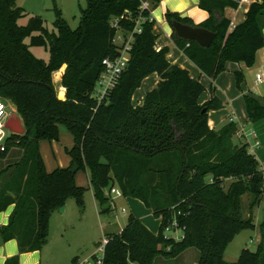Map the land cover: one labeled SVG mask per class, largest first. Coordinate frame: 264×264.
<instances>
[{
	"label": "trees",
	"instance_id": "16d2710c",
	"mask_svg": "<svg viewBox=\"0 0 264 264\" xmlns=\"http://www.w3.org/2000/svg\"><path fill=\"white\" fill-rule=\"evenodd\" d=\"M142 1L149 6L141 7ZM159 1L85 0L75 28L54 7V29L49 30L40 15H29L16 0H0V98L13 103L24 129L9 132L0 149V159L7 160L2 166L0 162V211L13 205L1 233L3 240L15 238L20 252L46 243L51 212L68 198L84 210V188L74 180L82 168L100 207L109 201L106 190L117 186L121 195L140 200L160 218L153 233L128 214L119 232L105 234L107 263L153 264L157 255L172 258L191 247L198 251L197 264H264V218L256 248H242L234 261L224 259L234 236L254 228L252 208L264 192V171L247 143L233 140V121L218 129L208 126V112L221 108L222 101L211 93L199 102L204 85L167 59V46L155 48L154 20L149 17ZM198 6L208 13L199 24L165 12L170 23L177 20L215 33L209 46H201L172 32L184 55L211 78L229 61L251 66L264 46V0L252 1L230 31L223 9L236 7L237 0H198ZM23 16L27 21L19 24ZM138 19L141 31L133 33L127 65L106 98L97 102L92 90L101 61L118 54L114 36L118 30L133 31ZM31 46H43L47 59L35 56ZM62 65L65 97L60 99L53 73ZM151 73L158 76L156 85L141 104L133 105V92ZM234 78L242 91V70L234 71ZM242 97L247 120L262 119L264 102L251 92ZM60 124L72 134L66 149L70 161L46 171L39 141L57 139ZM246 193L252 198L243 216L241 197ZM172 220L181 230L178 239L164 231ZM17 262L16 256L7 259V264Z\"/></svg>",
	"mask_w": 264,
	"mask_h": 264
},
{
	"label": "crops",
	"instance_id": "0c3cea01",
	"mask_svg": "<svg viewBox=\"0 0 264 264\" xmlns=\"http://www.w3.org/2000/svg\"><path fill=\"white\" fill-rule=\"evenodd\" d=\"M252 1L255 0H240L237 3L236 7H231V6L224 7L223 15L229 20V26H228L229 31L236 24H238L244 19V14L248 9L249 4ZM166 11L177 12L181 17H188L191 19V21L194 24H199L202 21H204L208 17L207 11H205L204 9L198 6V0H160L159 3L151 10L150 13L151 19L154 20L153 32L157 36L155 41V48L159 49L163 46H167L169 48L167 59L171 63L187 69L190 76L193 79L200 81L204 85L205 90L199 95L198 98L199 102H203L206 99H208L211 93L216 95L222 101L223 106L221 108L210 110L208 112L207 123L210 128L218 129L228 121H233L237 126V130L238 128L243 127L244 130L251 129L253 131V133L259 140V146L255 150L254 155L256 159L259 161L262 169L264 170V117L255 122H249L247 120V114L242 97L243 92H253L252 93L253 95H255L261 102H264V86L260 85L264 83V81L261 83L254 82V74L257 71L264 69V46L257 49L255 53L254 63L251 66H246L242 62L229 61L226 63L224 71L219 73L215 78H211L210 76L202 73L199 70V68L184 55L182 50L177 47L171 36L172 33L171 23L167 21L165 18ZM262 31L264 34V27L262 28ZM63 70L64 69L61 67L57 75H53L54 84H57V86H55L56 94L57 97L60 99H63L65 97V91L61 90L60 88L61 85L60 78H61V74L63 73ZM237 70H242L244 75L242 91L238 90L235 86L234 71ZM149 76H154V78L151 79V77ZM144 80H147L149 82L148 85L150 86L151 89L156 85L158 81V76L156 75V73H151L148 76H146L142 81ZM136 90L133 92L131 97V102L133 105L141 104L145 94V93H139ZM8 115L9 114L7 113V116ZM233 140L235 142L240 141V136L238 132H236L235 135L233 136ZM39 145H40V141H39ZM71 145H72V140L70 146ZM43 160L45 161L44 158H42V161ZM60 165L61 167H63L62 165L64 164H60ZM44 167L46 171H51L52 169H54L52 168L53 167L52 165H47L46 162ZM87 185H88V178H87ZM106 191L108 192V190ZM121 196L123 195H120L118 197ZM110 198L112 199L116 197H114L113 195L110 196ZM123 198H125L124 202H126V204L128 205L130 209L129 210L130 213L138 217L141 220V222L151 232L157 233L159 229L160 218L153 217L151 210L147 208L140 200L129 196H123ZM69 200H71V198H68L65 201V204L62 208L55 209L51 212V215L49 217V233H48L47 241L40 249L20 252L18 250V245L15 238H10L7 240H3L2 238V242L0 244V264H7V259L13 256L17 257V261H18L17 264H44V256L49 253L48 248L50 246V240H51L50 230H51L52 220L54 218H60V216H62L60 215L61 212L63 213L66 212L68 207V202H70ZM12 207L13 205L11 204L7 206L4 210L0 211V230L1 227L7 223L8 216L12 210ZM108 207H110V203ZM91 209H94L95 211H97V209L101 210V207L99 206L97 200L93 197V195L91 200ZM261 221H259L258 224L254 223L253 230L255 231V235L253 236V238L255 237L254 239L255 245L254 248L252 249L249 248L251 250H254L256 248V245L260 240L259 223ZM124 224H122V226H118V228L116 229L107 230V232H104L103 234L105 235L106 233L119 232L124 226ZM257 229L258 231L256 232ZM172 231L174 234H176L173 235L172 237L178 239L181 235V231L180 230H172ZM242 231L236 234L234 238L231 240V242H229V244H231L233 240L242 233ZM98 241H99L98 239L91 240L90 244L87 245L86 247L85 246L77 247L74 254H72L73 256L71 258V262L80 264V260L83 257L89 255L94 251V247ZM229 244L227 245L224 251V258L225 260L228 261H233V259L236 260L240 250L242 248H248L247 246H243V244H241L237 251L234 250L235 252L233 251V253H230L229 256H227V249ZM67 251L68 252L71 251L70 253H73V249L71 250L67 249ZM51 254L53 256L52 264H56V263L58 264L59 254L61 253L57 252L55 254L54 252H51ZM197 256H198L197 249L190 247L172 258L164 257L162 255H157L153 260V264H197Z\"/></svg>",
	"mask_w": 264,
	"mask_h": 264
},
{
	"label": "rangeland",
	"instance_id": "374dc122",
	"mask_svg": "<svg viewBox=\"0 0 264 264\" xmlns=\"http://www.w3.org/2000/svg\"><path fill=\"white\" fill-rule=\"evenodd\" d=\"M16 4L23 7L25 11L30 14H37L42 17L45 25L49 30L54 29L52 22L55 18L54 7L60 9L62 16L65 18L71 28H75L79 21L80 8L84 6L85 0H16ZM27 16H23L18 19L19 24H25ZM120 34V33H119ZM123 35L121 34L116 38L117 43L122 42ZM29 42V39H25ZM32 53L43 59L48 57L47 50L43 46H31ZM63 69L65 65L61 66ZM154 78V76H149ZM148 81H142L140 87L136 90L139 93H145L150 89ZM59 85V84H58ZM259 85V84H258ZM264 86V83L260 84ZM57 86V84H54ZM253 93V92H251ZM255 93V92H254ZM256 94V93H255ZM6 103V111L8 114L15 113V107L9 99H3ZM9 134V131L5 132V138ZM72 140V134L63 124L59 125L58 137L55 140L41 139L39 145V152L42 158L45 159L47 165H52V168L61 167L60 164L67 166L69 164V155L66 149L70 147ZM17 150L14 149V153ZM2 165L7 160L0 159ZM75 183L84 188V202L85 209L80 211L73 198L69 200L66 212H61L60 218H54L51 223V240L49 246V253L44 256V264H52L53 256L51 252L59 254L58 264H76L71 262L72 254H74L77 247H86L90 244L91 240H100L104 236V232L107 230L116 229L118 226H122L126 222L130 209L126 204L123 196L116 198L109 197L110 208L107 211H101L97 209H91V200L93 191L87 185V173L82 168L78 169L74 174ZM116 187V186H114ZM107 195L113 196L112 193ZM120 196V195H119ZM94 197V195H93ZM252 196L250 194H244L241 197V213L246 216L249 213V202ZM100 206V205H99ZM124 208L125 211H122ZM98 216V217H97ZM264 218V192L260 203L252 208V219L254 223H257ZM258 229L256 230V232ZM166 235H176L173 231H166ZM255 231L253 229H245L237 236L227 249V256L233 251H237L239 246H247L248 248H254ZM67 249H73V253L67 251ZM234 251V252H235ZM48 256V257H47ZM225 259V258H224ZM228 261V260H227ZM234 261V259H233ZM57 264V263H56Z\"/></svg>",
	"mask_w": 264,
	"mask_h": 264
},
{
	"label": "built area",
	"instance_id": "2783aa9c",
	"mask_svg": "<svg viewBox=\"0 0 264 264\" xmlns=\"http://www.w3.org/2000/svg\"><path fill=\"white\" fill-rule=\"evenodd\" d=\"M239 1L240 0H237V3ZM148 6L149 3L147 1L141 2V7H148ZM149 19H151V17H149ZM139 20L140 19L136 21L133 31H122V30L117 31L113 41L120 47L118 54L113 58L105 57L102 59L101 63L103 65V69L99 74L95 82L94 88L92 90V97L97 102H100L104 98H106L107 94L116 85V83L118 82L121 76V73L124 71L129 58V50L131 48V43L133 41V33L134 32L139 33L141 31V28L139 26ZM121 34L123 35L122 42L117 43L115 39L118 38ZM59 69L56 70L53 73V75H57ZM263 81H264V69L259 70L254 74L255 83H261ZM60 88L61 90L65 91L64 86L60 85ZM6 117H7L6 103L3 99H0V149H3L5 132L8 131L4 126ZM237 132L240 136V140L247 143L248 151L254 154L255 150L259 146V140L255 136L253 131L251 129L244 130L243 127H240L238 128ZM110 193H112L114 196L121 195V191L117 186L116 187L113 186L110 189ZM122 211H124V208H122ZM170 230L171 231L180 230L177 228V223L175 220H172L171 223H169L164 228L165 232ZM181 236L182 234L180 235V237ZM107 241L108 238L104 235L96 243L94 247V251L80 260V264H110L107 263L104 259V249ZM131 264H135V263H131Z\"/></svg>",
	"mask_w": 264,
	"mask_h": 264
},
{
	"label": "water",
	"instance_id": "95a60500",
	"mask_svg": "<svg viewBox=\"0 0 264 264\" xmlns=\"http://www.w3.org/2000/svg\"><path fill=\"white\" fill-rule=\"evenodd\" d=\"M171 30L176 37L186 40H193L201 46H209L215 37V33L206 28L200 26H192L177 20L171 21ZM4 126L11 133L20 134L24 131L20 118L15 113L9 114L6 117ZM76 168L77 166L73 164L71 167V171L74 172ZM108 205L109 203L103 204L101 206V209H107ZM1 242L2 235L0 230V244Z\"/></svg>",
	"mask_w": 264,
	"mask_h": 264
}]
</instances>
